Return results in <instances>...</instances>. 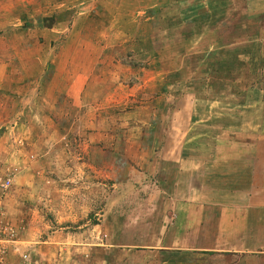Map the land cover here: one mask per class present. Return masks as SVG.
I'll list each match as a JSON object with an SVG mask.
<instances>
[{"label":"rangeland","instance_id":"obj_1","mask_svg":"<svg viewBox=\"0 0 264 264\" xmlns=\"http://www.w3.org/2000/svg\"><path fill=\"white\" fill-rule=\"evenodd\" d=\"M22 2L0 0V264H120L104 247L140 250L177 176L170 161L148 171L164 136L178 151L181 95L226 73L200 45L232 42L211 56L240 63L246 47V73L264 74V4L26 0L16 26Z\"/></svg>","mask_w":264,"mask_h":264},{"label":"crops","instance_id":"obj_2","mask_svg":"<svg viewBox=\"0 0 264 264\" xmlns=\"http://www.w3.org/2000/svg\"><path fill=\"white\" fill-rule=\"evenodd\" d=\"M21 1L14 7L26 0ZM258 1L256 7L260 8L264 0ZM26 4L16 10L20 16L16 26L29 15ZM261 16L264 13L257 18L262 20ZM232 46L221 40L200 45L204 48L198 53L203 57L202 66L222 65L226 73L221 77L212 74L208 76L211 84L181 95L176 112L184 123L178 151H166L172 142L169 135L164 136L153 171H148L157 174L159 160L170 161L173 171L177 170L168 198L158 207L162 217L158 222L152 218L140 250L124 248L121 235L115 239L117 244L104 247L105 251L115 249L114 256L122 258L118 263L129 264L131 255L138 264H250L264 260V74H254L257 78L252 79L246 73L252 69L246 47L241 63L235 58L216 61ZM258 66L260 71L264 68V59ZM214 83L217 87H212ZM212 96L227 98L226 103L208 100ZM118 225L121 231L122 220ZM112 253L103 255L112 258ZM108 262L112 264L111 259Z\"/></svg>","mask_w":264,"mask_h":264},{"label":"built area","instance_id":"obj_3","mask_svg":"<svg viewBox=\"0 0 264 264\" xmlns=\"http://www.w3.org/2000/svg\"><path fill=\"white\" fill-rule=\"evenodd\" d=\"M10 185V182L4 183L1 185L2 188H7ZM0 233H1V226H0ZM1 241V239H0Z\"/></svg>","mask_w":264,"mask_h":264}]
</instances>
